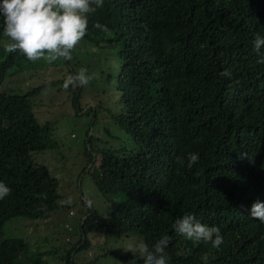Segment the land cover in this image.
Listing matches in <instances>:
<instances>
[{
    "label": "trees",
    "instance_id": "obj_1",
    "mask_svg": "<svg viewBox=\"0 0 264 264\" xmlns=\"http://www.w3.org/2000/svg\"><path fill=\"white\" fill-rule=\"evenodd\" d=\"M222 7L224 14L203 12ZM256 34L264 36V0H104L88 14L75 49L91 59L78 66L98 74L97 94L82 112L81 89L67 91L74 115L93 117L96 128L100 119L112 121V133L102 122L114 145L106 147L85 123L79 172L95 165V194L85 217L58 232L66 242L75 238L68 247L58 233L47 240L48 217L62 207L59 180L45 165L57 159L54 123L34 113V98L65 78L31 86L33 73L24 91L0 89V182L11 189L0 200V264H70L74 251L89 246L87 233L133 238V251L112 253L121 264H144L133 243L150 245L155 228L166 231L185 214L218 226L223 243L186 239L169 247L168 264H264V224L250 217L251 205L264 202V64L257 63L264 49L253 50ZM6 42L0 14V85L30 67L19 51H4ZM225 70L231 78L219 75ZM214 105L225 111V124L210 115ZM190 152L200 157L192 169L177 163L186 164ZM13 229L19 233L1 236Z\"/></svg>",
    "mask_w": 264,
    "mask_h": 264
},
{
    "label": "clouds",
    "instance_id": "obj_2",
    "mask_svg": "<svg viewBox=\"0 0 264 264\" xmlns=\"http://www.w3.org/2000/svg\"><path fill=\"white\" fill-rule=\"evenodd\" d=\"M253 0H237L238 2H250ZM104 0H0V14L3 18V34L8 38L4 45L6 53L19 51L26 60L36 62L45 60L51 64L55 61L72 60V51L81 42L88 31V14L102 7ZM227 7L218 8L215 12L203 10L208 14H223ZM95 28L111 35L110 30L100 23ZM264 49V36L256 34L253 40V50L259 54ZM257 63L264 64V57ZM225 78H231L232 72L225 70L219 74ZM98 74H88L87 69L80 68L75 75H68L62 87L67 90L70 86H87ZM208 111L210 115L220 123H226L225 111L218 105L211 106ZM208 144H211L208 141ZM200 157L197 153H189L187 163L184 159L177 157V163L192 169L198 163ZM11 189L0 182V200L10 195ZM71 198L61 201V204H71ZM80 203L84 206L83 212L77 220L80 222L85 217V210L93 206L90 198L83 197ZM67 217L73 216L69 206ZM250 217L264 224V202L255 201L250 208ZM163 224L155 228V235L150 239V245L139 242L135 246L138 257L143 258L144 264H168L167 252L173 244L190 240L196 244L211 243L218 248L223 243V236L218 226L203 224L195 219L192 214H185L175 220L174 224H168L166 231H161ZM156 235L159 238H154ZM81 242L85 239L83 235H77ZM87 245H89V241ZM133 251V248H129ZM88 254V253H87Z\"/></svg>",
    "mask_w": 264,
    "mask_h": 264
},
{
    "label": "rangeland",
    "instance_id": "obj_3",
    "mask_svg": "<svg viewBox=\"0 0 264 264\" xmlns=\"http://www.w3.org/2000/svg\"><path fill=\"white\" fill-rule=\"evenodd\" d=\"M4 54L0 53V57L3 58ZM72 60L63 61L57 60L51 64L47 63L45 60H37L39 64H44L43 68H39V64L33 65L30 61L26 60L23 55L27 67L20 72H15L12 76L7 77L3 83L0 85V89H11L13 91H24L29 88L30 76L33 74L35 84L43 80H54L57 81L62 77L66 79L71 72L68 70L70 67L76 69L85 68L88 74L91 75V69L86 68L84 63L78 66V64L86 59L91 61L87 56V53L83 54L82 50L74 49L72 51ZM64 63V65H63ZM35 67V68H32ZM63 84H59L55 87L48 86L42 89V91L34 98V113L40 122L52 121L54 123L53 140L55 141L57 159L53 162L45 164L51 175L55 176L59 180V194L61 195V200L59 204L62 206L54 211L48 217L47 221V240L50 242V237L62 230L64 223L67 220H75L79 218L83 212L84 206L80 203V199L83 197H89L95 194L93 188L92 172L95 165L89 170H84L80 173V169L86 163V157L82 154V146L84 145L83 140L85 139V131L87 123L90 126L88 133L93 134L95 137L107 141L106 147L108 145H114V141L110 139L109 135H106L103 128V122L105 121V126L108 127L107 131L112 133L115 130V126L110 119H100V126L96 128V123L93 121V117H86V115L81 116L74 115L76 110V103L70 105V95L68 91L62 87ZM73 85L71 88H75ZM81 89L80 98L78 100V106L83 110L93 104L92 98L97 94L95 85L92 81L84 87H78ZM46 94L47 96H45ZM70 100V101H69ZM75 107V108H74ZM99 118V117H97ZM93 122V124H91ZM46 155L44 152L36 154L35 157L44 158ZM99 164H97L98 166ZM71 198L72 203L66 204L73 211L72 217H67L66 213L68 207L65 208L61 201ZM94 208L98 211H102L104 206L99 199H94ZM40 227H43L41 222ZM29 230H32L29 228ZM19 233L17 229H13L11 232L6 230L1 236H15ZM60 235V233H58ZM92 233H87L86 235L89 239V246L86 249L80 248L74 251L70 256V264H121V261L112 253V251L121 253L123 255L125 252L129 251L131 243L134 241L131 237H111V236H99L91 235ZM61 237V235H60ZM61 239H63L61 237ZM75 238L70 240L71 242H66L63 239V243L68 247ZM133 244H138L134 242ZM30 248V247H29ZM62 252L55 254L57 256ZM88 253V254H87ZM52 262V261H51Z\"/></svg>",
    "mask_w": 264,
    "mask_h": 264
}]
</instances>
